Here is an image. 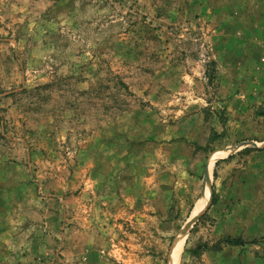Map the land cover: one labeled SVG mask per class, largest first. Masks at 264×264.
<instances>
[{"label":"rangeland","instance_id":"1","mask_svg":"<svg viewBox=\"0 0 264 264\" xmlns=\"http://www.w3.org/2000/svg\"><path fill=\"white\" fill-rule=\"evenodd\" d=\"M0 264H264V0H0Z\"/></svg>","mask_w":264,"mask_h":264},{"label":"trees","instance_id":"2","mask_svg":"<svg viewBox=\"0 0 264 264\" xmlns=\"http://www.w3.org/2000/svg\"><path fill=\"white\" fill-rule=\"evenodd\" d=\"M213 201H215V194H213ZM226 243H229V244H232V245H236V246L243 245L244 244L243 241H241V240H235V239H228L226 241Z\"/></svg>","mask_w":264,"mask_h":264},{"label":"bare ground","instance_id":"3","mask_svg":"<svg viewBox=\"0 0 264 264\" xmlns=\"http://www.w3.org/2000/svg\"><path fill=\"white\" fill-rule=\"evenodd\" d=\"M209 203V195L207 196V198L204 200V202L201 204L198 213L201 212ZM204 211V210H203Z\"/></svg>","mask_w":264,"mask_h":264}]
</instances>
